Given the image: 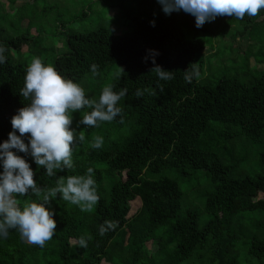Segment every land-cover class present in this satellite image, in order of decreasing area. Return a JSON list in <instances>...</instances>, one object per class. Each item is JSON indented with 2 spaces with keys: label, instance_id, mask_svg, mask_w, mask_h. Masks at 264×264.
Returning a JSON list of instances; mask_svg holds the SVG:
<instances>
[{
  "label": "trees",
  "instance_id": "16d2710c",
  "mask_svg": "<svg viewBox=\"0 0 264 264\" xmlns=\"http://www.w3.org/2000/svg\"><path fill=\"white\" fill-rule=\"evenodd\" d=\"M17 1L7 0L6 11L16 19L10 27L0 25V45L7 49L0 64V143L12 131L11 117L28 103L20 90L29 62L18 54H34L40 37L30 34L34 26L22 11L33 0H21L19 6ZM96 2L94 10L57 11L55 31L64 37V50L50 64L92 99L98 100L107 84L115 85L117 92L127 88L118 105L124 122L118 116L96 128L78 126L89 110L74 112L71 127L83 133L85 141L74 148V168L56 177L47 176L31 156L17 155L29 163L41 187H54L57 177L84 175L92 167L99 202L87 213L58 194L46 205L56 221L53 238L40 248L10 230L7 238L0 237V264H264V148L242 159L229 157L226 149L229 141L240 138L264 144V67L250 65L251 60L264 64V9L243 20L217 16L197 28L193 15L183 10L165 14L158 0ZM63 3L56 5L72 7L74 0L69 6ZM0 6L4 10L5 4ZM104 9L124 17L122 32L102 23L110 16L101 13ZM77 24L86 27L68 29ZM248 30H257L258 39H244ZM230 33L234 41L229 48L235 47L236 55L261 45L257 59L244 57L246 69L259 73L249 85L231 76L210 84L204 75V50L215 37ZM237 37L248 41L245 49L235 45ZM149 50L159 53L155 64L173 72V79L161 81L150 71L155 65ZM193 63L200 76L187 83L184 71ZM92 64L99 65V75L93 76ZM158 85H163V93ZM137 89H152L157 95L145 92L137 98ZM97 135L104 144L92 149ZM22 139L27 144L28 134ZM251 160L257 161V169L247 168ZM197 171L206 175L207 191L198 198L200 208L183 209L181 183L196 178ZM18 200L22 208L37 198L29 194ZM110 220L118 222L117 228L100 235V226ZM82 235L91 237L87 248L78 244Z\"/></svg>",
  "mask_w": 264,
  "mask_h": 264
},
{
  "label": "clouds",
  "instance_id": "9594fccd",
  "mask_svg": "<svg viewBox=\"0 0 264 264\" xmlns=\"http://www.w3.org/2000/svg\"><path fill=\"white\" fill-rule=\"evenodd\" d=\"M165 14L183 10L195 17L197 28L205 22L215 20L217 16H230L243 20L245 15L255 17L264 9V0H158ZM150 24L155 26V22ZM6 47L0 45V64L6 61ZM152 63L150 71L159 80L173 79V72L163 70L155 64L158 52L149 50ZM148 57H145L147 60ZM99 65L92 64L93 76L99 75ZM121 74L123 69L119 68ZM200 71L196 63L184 71V79L191 83L198 79ZM115 85L103 87L98 100L86 96L80 84L62 76L51 64L43 63L39 57H33L28 64L20 95L28 103L18 109L11 117L12 131L8 139L0 143V237L7 238L10 230H17L22 240L40 248L45 247L55 235L56 221L49 205L59 194V198L79 207L82 212L91 213L98 204L100 196L94 180V169L87 168L84 175L59 176L54 187H41L33 178L35 173L29 163L17 153L31 156L38 167L46 169V175L56 177L57 172L74 168L73 153L77 144L85 141L83 133L72 128L74 112L85 111L79 124L96 128L102 122H111L118 116L123 123V110L119 102L127 95V88L114 91ZM163 93V85H158ZM147 92L151 96L157 93L152 89H137L135 96L142 97ZM19 133L17 135L16 133ZM28 134V143L22 139ZM104 144L101 136H94L90 144L92 149H100ZM15 150V151H13ZM34 195L37 200L25 202L21 208L18 197ZM118 222L105 221L99 233L104 235L115 230ZM91 237L82 235L78 244L87 248Z\"/></svg>",
  "mask_w": 264,
  "mask_h": 264
},
{
  "label": "rangeland",
  "instance_id": "374dc122",
  "mask_svg": "<svg viewBox=\"0 0 264 264\" xmlns=\"http://www.w3.org/2000/svg\"><path fill=\"white\" fill-rule=\"evenodd\" d=\"M60 1L61 0H33V3L35 2V4L29 2L25 3V8L22 9L24 16L26 17L25 20L31 22V24L34 26V28L30 29V34L34 36L40 35V37L37 38L38 41L34 45V54L29 55L27 52H21L18 54V57H20L22 60H26L30 63L33 57H39L41 59H45L47 64H50L52 59L54 60L55 56L64 50V37L59 32V30L55 31L56 26L54 20L56 18L57 11L70 10L79 12L82 9L87 10L88 7L90 10H94L97 7V2L93 3L95 0H78L77 3V0H74L72 7L68 8H65L62 5H56ZM67 1V6H69L73 0H62V2H64L63 4H66L65 2ZM3 3L5 4V8L3 10V8L0 6V25H3L4 28H6L10 27L11 21L15 20L16 17H12L11 12H6L10 10L7 0H0V4ZM21 4V0L16 2V6ZM44 10L46 12L42 13ZM108 12L110 16L104 17L102 23L104 22L107 27H111L115 32L117 28L119 29L118 32H122V30L125 29L124 23L126 22L124 17L122 15H118L114 10L109 11L108 9H104L101 11V13H104V15L105 13L108 14ZM85 27L86 26L84 25L77 24L69 25L68 29L71 28L75 30H83ZM241 27L242 26H239L237 29H235V31L240 30ZM255 31L248 30L244 35V39L252 38L257 40L258 33L257 30ZM262 33L264 34V31ZM239 39L240 38L237 37L235 45H238L241 47V49H245L248 41ZM233 41L234 37L232 36V33L220 39L215 37L211 45H208L206 47L207 49L204 50L205 60L203 71L204 75L208 78V83L214 84L220 77L231 76L236 77L240 82L249 85L248 83H251L254 80V77H257L259 74L246 69L244 57L245 54H251L253 58L255 57L257 59L259 56L257 52L259 49L258 46L261 45H257L255 43L251 48H249L248 51H245L244 55H236L237 49L235 47H233V49L229 48ZM235 59H238V61H235ZM250 65L256 66L259 70L263 69L264 67V64L254 65L253 60L250 61ZM202 80L204 81V77ZM212 138H214V140L216 139L215 132ZM231 144H233V146H230ZM261 148H264V144H254L243 138H240L237 142L233 143L229 141L228 145L226 146L229 157L240 159H242V155L252 158L255 153L262 150ZM251 162L253 164H248L247 168L250 170L257 169V161L253 162L251 160ZM207 187V177L203 171H197L196 178L193 180L182 182L181 188L184 193L182 196V208L185 209L189 206L200 208L201 203L198 198L207 191ZM138 205L139 203L134 205L131 213L135 211V208H137Z\"/></svg>",
  "mask_w": 264,
  "mask_h": 264
}]
</instances>
